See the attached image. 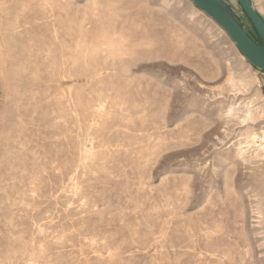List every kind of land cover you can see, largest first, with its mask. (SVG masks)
<instances>
[{"label": "rangeland", "instance_id": "rangeland-1", "mask_svg": "<svg viewBox=\"0 0 264 264\" xmlns=\"http://www.w3.org/2000/svg\"><path fill=\"white\" fill-rule=\"evenodd\" d=\"M255 134L264 72L188 0H0V264H264Z\"/></svg>", "mask_w": 264, "mask_h": 264}, {"label": "water", "instance_id": "water-1", "mask_svg": "<svg viewBox=\"0 0 264 264\" xmlns=\"http://www.w3.org/2000/svg\"><path fill=\"white\" fill-rule=\"evenodd\" d=\"M217 23L234 42L244 58L257 70L264 72V19L251 0H237L254 26L261 44L254 41L234 8L225 0H188Z\"/></svg>", "mask_w": 264, "mask_h": 264}, {"label": "trees", "instance_id": "trees-1", "mask_svg": "<svg viewBox=\"0 0 264 264\" xmlns=\"http://www.w3.org/2000/svg\"><path fill=\"white\" fill-rule=\"evenodd\" d=\"M242 10V9H241ZM243 12V11H242ZM244 14V12H243ZM245 15V14H244ZM238 16L241 18V20L244 22L243 18L238 14ZM245 17L247 18V16L245 15ZM248 19V18H247ZM249 20V19H248ZM250 22V21H249ZM245 24V22H244ZM251 24V22H250ZM246 28H247V31H248V34L250 35V37L256 41L257 43L261 44V41H260V38L254 28V26L251 24V29L247 27V25L245 24Z\"/></svg>", "mask_w": 264, "mask_h": 264}, {"label": "bare ground", "instance_id": "bare-ground-1", "mask_svg": "<svg viewBox=\"0 0 264 264\" xmlns=\"http://www.w3.org/2000/svg\"><path fill=\"white\" fill-rule=\"evenodd\" d=\"M190 2V1H189ZM192 3V2H191ZM193 4V3H192ZM194 5V4H193ZM195 6V5H194ZM247 117V116H246ZM252 139H253V144H255V143H260L259 145H258V148H259V150L261 151V152H264V134L262 135V136H258L257 134H255L254 136H252ZM251 139V140H252ZM250 140V141H251ZM258 140V142H256ZM84 154V153H83Z\"/></svg>", "mask_w": 264, "mask_h": 264}]
</instances>
